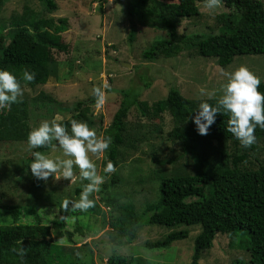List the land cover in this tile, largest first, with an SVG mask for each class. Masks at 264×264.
Returning a JSON list of instances; mask_svg holds the SVG:
<instances>
[{
  "label": "rangeland",
  "instance_id": "1",
  "mask_svg": "<svg viewBox=\"0 0 264 264\" xmlns=\"http://www.w3.org/2000/svg\"><path fill=\"white\" fill-rule=\"evenodd\" d=\"M55 1L57 8L49 11L39 0H0V24L6 30L11 28V20L22 17H66L68 22V28L62 33L68 50L54 51L57 65L48 81L36 86L21 81L24 92L20 99L28 102L29 131L40 121L53 117L63 125L67 124L65 128L70 131L75 103L93 96V86L106 83L108 88L105 90L104 105L95 109L91 104L92 115L89 116L92 119L78 121H86L96 129L98 135H103L104 128L110 124L121 103V90H138L139 99L144 104L141 110L140 106H133L126 121V139L136 140L135 147L126 150L124 160L116 169L121 181L104 190H101L102 186L111 183L112 174L103 173L107 153L99 159L92 157L98 173L107 176L100 190L93 194L101 205L106 221L103 213L80 211L69 204L73 212L66 217L61 227L63 235L58 238L57 228L62 217L59 206L50 198L63 201L78 199L79 193L75 190L87 181L79 178V170L74 166L75 179L71 182L50 176L43 180L42 187L36 189L32 185L34 177L29 168L31 160L28 159L33 149L28 148L27 140L0 141V225H14L13 216L1 206L20 204L23 214L16 223L35 225L41 218L43 224L51 227L47 239L62 245L65 252H72L64 255L61 249L57 251L59 259L67 262H76L79 256L90 259L92 264H109V257L116 253L129 258L125 264H191L193 238L200 231V226H186L190 237L176 241L167 248L149 249L145 243L162 239L169 229L142 222L133 242L128 243L125 237H121L124 243L119 244L114 239L116 231L107 223L111 211L105 202L106 197L112 195L134 203L141 219H147L145 208L156 200L161 175L174 173L177 168L194 171L192 156L184 154L182 143L174 139L173 117L168 111L160 112L156 107L157 101L167 96L171 86H177L185 97L196 100L197 108L201 100L208 98L207 94L211 93L213 97L219 95L220 84L226 81L225 73L241 64L264 82V54L237 55L225 66L219 65L216 58L199 55L195 49H187L175 57L148 60L143 56L144 50L154 40L169 36L166 31L145 25L128 14V0H106L102 5L99 0ZM203 2L197 3L200 10L197 16L182 19L179 33L217 32L221 13L264 12V4L259 0H222V7L215 12L206 9ZM132 28H135V33L133 40H130ZM145 80L150 82L148 87L144 85ZM201 89L204 90L203 95ZM49 97L53 100H49ZM254 144L257 147L255 157L248 162L250 167H257L259 161L264 163V138L256 140ZM205 150L212 153L208 144H205ZM42 152L54 156L61 155L62 150L57 146ZM33 207H37V212H32ZM66 230L72 232V240ZM228 241L227 236L218 234L213 247L203 253L199 263L235 264L237 259L250 263V253L231 249ZM16 264L22 263L18 261ZM49 264L58 262L52 259Z\"/></svg>",
  "mask_w": 264,
  "mask_h": 264
},
{
  "label": "trees",
  "instance_id": "2",
  "mask_svg": "<svg viewBox=\"0 0 264 264\" xmlns=\"http://www.w3.org/2000/svg\"><path fill=\"white\" fill-rule=\"evenodd\" d=\"M39 1L49 11L57 8L55 0ZM105 1L99 0L101 5ZM203 1L128 0V14L145 25L166 31L169 36L154 40L144 50L143 56L148 60L170 58L187 49H195L199 55L216 58L219 65L225 66L237 55L264 54V12L221 13L217 32L179 33L182 19L197 16L200 12L197 3ZM10 27L6 30L0 24V68L14 72L18 79L22 70L27 69L35 73V79L25 83L30 86L45 84L57 65L54 51L68 50V44L62 39V33L68 28L67 18H15L11 20ZM134 33L135 28H132L130 40H133ZM144 85L148 87L150 82L145 80ZM260 90L264 91L263 81ZM121 93L123 97L119 108L103 130V135L110 136L112 140L106 159L113 162L115 171L111 174V183L103 185L101 190L114 187L121 181L116 169L124 160L126 150L135 147L136 141L126 139V121L133 106H140L141 110L144 104L139 99L138 90H121ZM214 98L206 100L214 103ZM49 100L53 99L49 97ZM195 101L185 97L177 86H171L167 96L156 104L160 112L168 111L173 117L174 139L182 143L184 154L192 156L194 171L177 168L174 173L161 175L156 200L145 208V220L137 213L134 203L108 195L105 202L111 212L107 223L116 231L114 239L119 244L124 243L121 237H125L128 243L133 242L143 224L168 228L162 239L145 243L149 249L167 248L190 237L186 226H200V231L193 238L191 264H200L203 253L213 247L218 234L228 237L231 249L250 253V263L237 259L235 264H264V163L259 161L257 167L248 165L255 157L257 146L253 144L242 148L232 134L225 131L228 116L222 113L216 114V121L206 135L198 134L191 119L196 111ZM91 104H94L93 96L76 102L70 121L91 120ZM64 126L67 127V124ZM28 131L26 99L18 98L17 102L0 108V141L27 140ZM255 134L256 140L264 138V129L257 128ZM205 144L211 147L214 156L206 152ZM50 147L33 150L42 152ZM32 185L36 189L42 187L43 180L34 177ZM81 189L78 186L75 191L79 193ZM91 198L94 199V206L87 211L104 214L98 200L94 196ZM59 199L50 198L59 206L62 217L57 228L58 238L63 235L61 227L66 217L73 212L69 205L64 207V201ZM1 208L13 216L14 225H0V264H16L18 261L22 264H49L52 259L58 264H92L90 259L79 256L76 262L59 259L57 251L60 249L62 254L72 252H65L62 245L47 239L51 227L43 224L41 218L35 225H18L16 222L23 214L20 204H3ZM31 210L37 212V207ZM103 217L106 221L105 214ZM66 231L72 240V232ZM128 259L113 253L108 263L125 264Z\"/></svg>",
  "mask_w": 264,
  "mask_h": 264
},
{
  "label": "clouds",
  "instance_id": "3",
  "mask_svg": "<svg viewBox=\"0 0 264 264\" xmlns=\"http://www.w3.org/2000/svg\"><path fill=\"white\" fill-rule=\"evenodd\" d=\"M259 2L264 4V0ZM203 6L215 12L222 7V0H204ZM225 75L226 81L220 84L219 95L215 96L214 103L208 102L213 99V94H207L208 100H201L196 108L198 111L191 119L197 133L206 135L216 121V114H226L228 119L225 131L231 133L242 148H248L256 142L255 130L264 129V91L260 90L262 81L243 64ZM21 79L31 82L35 79V73L24 69L18 79L14 72L0 68V108L17 102L23 96ZM107 88L106 83L93 86L95 109L104 105ZM201 94H204L203 89ZM111 143L110 136L98 135L96 129L90 127L86 121L71 120L69 131L56 117L42 120L28 132V148L32 150L51 146L55 149L58 146L62 153L53 156L41 151H31V174L40 180H47L51 176L53 179L64 178L71 182L75 179V166L79 170V178L87 183L82 186L78 199H66L63 206L71 204L73 209L87 210L94 206V199L90 197L100 190L107 178L106 175L98 173L92 157L99 159ZM114 171L115 165L106 159L103 173L111 174Z\"/></svg>",
  "mask_w": 264,
  "mask_h": 264
},
{
  "label": "water",
  "instance_id": "4",
  "mask_svg": "<svg viewBox=\"0 0 264 264\" xmlns=\"http://www.w3.org/2000/svg\"><path fill=\"white\" fill-rule=\"evenodd\" d=\"M123 64H124L125 66H126V65H129V64H127V63H123Z\"/></svg>",
  "mask_w": 264,
  "mask_h": 264
}]
</instances>
